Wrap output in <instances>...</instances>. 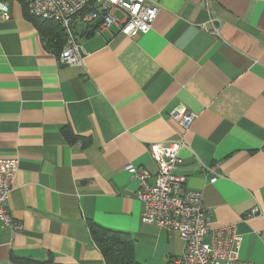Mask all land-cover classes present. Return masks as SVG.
<instances>
[{
	"label": "crops",
	"instance_id": "crops-1",
	"mask_svg": "<svg viewBox=\"0 0 264 264\" xmlns=\"http://www.w3.org/2000/svg\"><path fill=\"white\" fill-rule=\"evenodd\" d=\"M151 1L157 19L136 37L117 26L88 36L99 21L77 17L81 67L61 66L22 2H9L0 158L19 160L8 211L23 230L0 225V264H106L92 224L131 237L140 264H174L184 242L142 222L140 185L126 166L156 173L150 147L180 137L171 115L179 106L197 118L178 174L203 193L212 227L242 235L241 259L264 264V0Z\"/></svg>",
	"mask_w": 264,
	"mask_h": 264
},
{
	"label": "built area",
	"instance_id": "built-area-1",
	"mask_svg": "<svg viewBox=\"0 0 264 264\" xmlns=\"http://www.w3.org/2000/svg\"><path fill=\"white\" fill-rule=\"evenodd\" d=\"M28 14L34 18L59 24L65 35V45L57 57L61 66L81 67L86 52L79 43L74 21L82 17L85 23L103 20L98 30L117 26L128 37L147 34L152 30L160 6L151 0H26ZM10 4L0 0V23L11 19ZM116 13H121L118 18ZM218 20L211 18L212 33L219 34ZM172 118L182 130L180 137L165 146L153 144L150 156L157 164L156 173L133 165L126 170L139 182L137 198L143 203L142 222L155 224L167 231H177L184 242V253L174 264H254L242 260V235L235 226L212 227V211L203 201V193L187 187V177L178 174L180 153L186 147L185 135L197 118L184 106L176 107ZM19 170L17 158H0V225L15 232L23 225L8 211V199ZM217 177L210 179L214 183ZM259 213L255 208L249 216ZM264 216V213H259Z\"/></svg>",
	"mask_w": 264,
	"mask_h": 264
},
{
	"label": "trees",
	"instance_id": "trees-1",
	"mask_svg": "<svg viewBox=\"0 0 264 264\" xmlns=\"http://www.w3.org/2000/svg\"><path fill=\"white\" fill-rule=\"evenodd\" d=\"M2 1L9 3L14 0ZM17 1L22 2L25 11L28 14L26 0ZM29 16L36 21L41 36L45 41V45L60 54L66 40L62 27L53 21L34 18L31 15ZM66 137L72 140L80 138L71 132L66 133ZM91 233L95 243L102 252L106 264H140L135 258L134 241L131 237L127 236L126 233L103 229L93 224L91 225ZM21 262L23 264H36L25 262L23 260Z\"/></svg>",
	"mask_w": 264,
	"mask_h": 264
},
{
	"label": "water",
	"instance_id": "water-1",
	"mask_svg": "<svg viewBox=\"0 0 264 264\" xmlns=\"http://www.w3.org/2000/svg\"><path fill=\"white\" fill-rule=\"evenodd\" d=\"M103 22V20L96 23L87 33V35H93L95 33V30L98 28V26Z\"/></svg>",
	"mask_w": 264,
	"mask_h": 264
},
{
	"label": "rangeland",
	"instance_id": "rangeland-1",
	"mask_svg": "<svg viewBox=\"0 0 264 264\" xmlns=\"http://www.w3.org/2000/svg\"><path fill=\"white\" fill-rule=\"evenodd\" d=\"M116 16H117L118 18H122V17H123V15H122L121 13H116ZM88 25L92 26L93 23H90V24H88ZM88 25L86 24V26H88ZM85 28H86V27H85Z\"/></svg>",
	"mask_w": 264,
	"mask_h": 264
}]
</instances>
